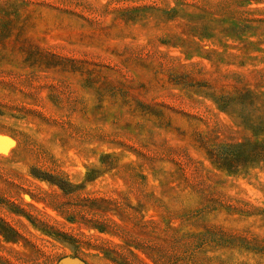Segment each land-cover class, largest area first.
<instances>
[{
  "label": "rangeland",
  "instance_id": "374dc122",
  "mask_svg": "<svg viewBox=\"0 0 264 264\" xmlns=\"http://www.w3.org/2000/svg\"><path fill=\"white\" fill-rule=\"evenodd\" d=\"M175 5L0 0V264H264V165L209 155L254 138L211 95L264 94V51Z\"/></svg>",
  "mask_w": 264,
  "mask_h": 264
},
{
  "label": "trees",
  "instance_id": "16d2710c",
  "mask_svg": "<svg viewBox=\"0 0 264 264\" xmlns=\"http://www.w3.org/2000/svg\"><path fill=\"white\" fill-rule=\"evenodd\" d=\"M175 1L176 5L174 7L165 10L163 14L164 19L183 17L188 23L187 29L190 28L194 34L200 35L204 39L210 37V31L216 30V34L221 40H224V38L226 40L227 38L239 39V41H246L247 44H251L252 46H258L254 47L256 51H264V48L260 46V43L264 42V17H262L261 13H258L257 16L250 15L249 17L248 11L237 7L238 3L235 0H220L217 2L207 0ZM185 6L199 8L201 10L200 16H191V13L186 12ZM2 10L6 13L8 12L6 9ZM64 11L68 10L65 9ZM0 14L3 13L0 11ZM17 26L18 23L17 21L13 22V18L10 21L0 23V42L9 38L10 32H13L17 38L22 39V35L19 33L20 27L14 29ZM13 34L11 33V37L15 38ZM254 36L257 37L256 41L250 39ZM48 54L50 55L49 49L41 47L38 57L49 61L53 55L51 54L47 57ZM107 68L110 70L109 67ZM92 78L93 84L101 81V85H105V80L107 79L104 75L100 74L92 75ZM214 92L211 97L218 107L232 113L246 127H249L254 132V138L252 136L242 142L223 144L219 148L211 149L209 152L211 159L215 161L218 167L233 173L238 171L242 166L246 168L256 167L259 164L264 165V94L257 95L254 92H244L240 95L236 90L234 94L220 93L216 96ZM21 136L23 137V135ZM16 139L19 142V137H16Z\"/></svg>",
  "mask_w": 264,
  "mask_h": 264
}]
</instances>
